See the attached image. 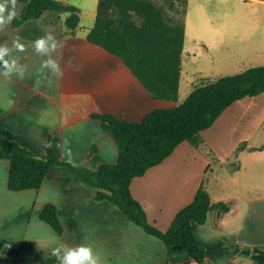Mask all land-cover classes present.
<instances>
[{"label": "crops", "instance_id": "obj_1", "mask_svg": "<svg viewBox=\"0 0 264 264\" xmlns=\"http://www.w3.org/2000/svg\"><path fill=\"white\" fill-rule=\"evenodd\" d=\"M190 1L181 75V80L185 77L191 81L188 94L198 78L223 75L193 73L189 69V60L197 55L195 46L186 45L191 38L189 33L196 32L190 23ZM17 5L23 2L17 0ZM76 6L81 16L78 29L84 28V10ZM66 16L67 13L46 10L40 17L19 25H14L15 18L0 32V44L7 41L11 46L17 37L25 44L26 51L14 55L27 68L24 79L0 75V136L39 154L46 151L51 138L62 159L97 169L101 163L118 159L115 136L107 122L88 114L68 121L70 107L64 97L90 96L104 111L130 120L141 119L148 113L146 106L154 98L122 59L89 42L88 33L77 39L78 29L72 33L67 28ZM203 16L207 26L202 29L208 35L200 33L191 40L207 47L225 42L209 16ZM49 31L66 45L53 54L63 71L58 78L41 68L44 57L32 47L33 41ZM70 58L80 71L69 66ZM159 105L162 107L157 108L173 107ZM263 125L264 91L244 96L201 132L205 151L184 140L162 162L131 181L133 196L144 207L149 221L161 230L170 227L178 211L190 204L201 184H205L213 209L204 224L193 223L197 240L207 249L202 264H264V139L255 138ZM240 145L243 146L237 151ZM213 159L225 166L231 161L234 170L228 177L216 173ZM9 171L10 160L0 157V264H59L52 249L81 244L93 248L100 264H201L186 251L169 255L160 237L133 222L114 202L96 199V188L70 173L50 169L39 188L13 190L8 185ZM48 203L56 205L63 233L41 217Z\"/></svg>", "mask_w": 264, "mask_h": 264}, {"label": "trees", "instance_id": "obj_2", "mask_svg": "<svg viewBox=\"0 0 264 264\" xmlns=\"http://www.w3.org/2000/svg\"><path fill=\"white\" fill-rule=\"evenodd\" d=\"M19 1L23 2V9L14 25L54 10L67 13L65 23L72 33L80 26V9L74 4L62 0ZM179 2L182 11L171 15L154 0H99L95 23L87 34L89 42L122 59L154 99L179 100L188 0ZM171 5L176 4L173 1ZM263 91L264 64L249 66L235 74L200 77L182 102L155 108L137 120L104 111L90 96L66 95L64 101L70 107H67L68 121L88 114L109 124L119 147L118 159L90 169L62 159L51 138L47 140L46 151L39 154L0 136V157L10 160L8 185L13 190L39 188L50 169L63 170L94 186L96 199L114 202L133 222L160 237L169 255L186 251L202 264L207 249L197 240L193 223L204 224L213 209L205 184H201L194 200L178 211L170 227L161 230L149 221L144 207L133 196L131 181L162 162L184 140L205 151L201 132L212 126L237 99ZM41 217L63 233L64 226L54 203L45 205Z\"/></svg>", "mask_w": 264, "mask_h": 264}, {"label": "rangeland", "instance_id": "obj_3", "mask_svg": "<svg viewBox=\"0 0 264 264\" xmlns=\"http://www.w3.org/2000/svg\"><path fill=\"white\" fill-rule=\"evenodd\" d=\"M69 1L80 5L84 10L85 19L82 21L84 28H79L75 34L77 39H82L95 21L98 0ZM154 1L164 5L171 15L180 14L183 9L179 0ZM173 1L176 4L174 7L171 5ZM190 3V23L196 32L189 33V37H199L200 33L208 35V32L202 29L207 26L203 16L206 14L219 31V36L225 39V42H219L216 47H207L188 38L187 47L195 46L197 52L196 57L189 60L190 71L213 75L235 74L249 66L264 64V3L254 0H191ZM68 35L73 36L70 33ZM217 37L218 35L215 38ZM190 88L191 81L183 77L178 101L153 99V102L147 104L146 112L160 107L159 104H170L169 106L179 104L188 95ZM262 137L264 139V125L255 136ZM230 162L225 166L224 162L213 159L212 168L216 173L228 177L234 170Z\"/></svg>", "mask_w": 264, "mask_h": 264}, {"label": "clouds", "instance_id": "obj_4", "mask_svg": "<svg viewBox=\"0 0 264 264\" xmlns=\"http://www.w3.org/2000/svg\"><path fill=\"white\" fill-rule=\"evenodd\" d=\"M22 7L23 5L18 7L17 0H2L0 2V32L6 30L13 19L19 15ZM32 47L37 55L44 57L41 61L43 70H47L51 77L58 78L63 76L60 62L53 55L66 47L63 41L57 39L56 35L49 31L44 36L33 41ZM24 51H26V46L20 42L19 37L12 40L11 46H9L7 41L0 44V75L6 79H11L13 76L18 79H24L27 68L19 62V57L14 55V53ZM68 64L74 67L76 71H80L79 67L72 65L71 58ZM51 82L52 80L49 79V83ZM51 254L56 257L59 264H100L99 256L95 254L91 246L86 244L76 247L60 245L52 249Z\"/></svg>", "mask_w": 264, "mask_h": 264}, {"label": "water", "instance_id": "obj_5", "mask_svg": "<svg viewBox=\"0 0 264 264\" xmlns=\"http://www.w3.org/2000/svg\"><path fill=\"white\" fill-rule=\"evenodd\" d=\"M207 151H208V152H210V150H209V149H207Z\"/></svg>", "mask_w": 264, "mask_h": 264}]
</instances>
